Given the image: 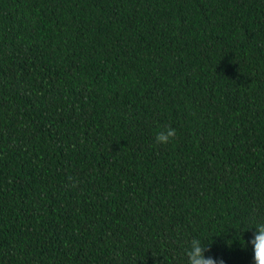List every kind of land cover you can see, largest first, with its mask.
<instances>
[{
  "label": "trees",
  "instance_id": "1",
  "mask_svg": "<svg viewBox=\"0 0 264 264\" xmlns=\"http://www.w3.org/2000/svg\"><path fill=\"white\" fill-rule=\"evenodd\" d=\"M258 222L264 0H0V264H254Z\"/></svg>",
  "mask_w": 264,
  "mask_h": 264
},
{
  "label": "clouds",
  "instance_id": "2",
  "mask_svg": "<svg viewBox=\"0 0 264 264\" xmlns=\"http://www.w3.org/2000/svg\"><path fill=\"white\" fill-rule=\"evenodd\" d=\"M177 136L174 128L167 126L155 135V141L158 144L166 145L171 143ZM254 238L249 241L253 245L254 264H264V223H256L254 227ZM248 228V229H250ZM247 229V230H248ZM211 240L208 243L194 238L189 242V247L185 250L186 264H223V261H217L213 257H205V252L210 250Z\"/></svg>",
  "mask_w": 264,
  "mask_h": 264
}]
</instances>
